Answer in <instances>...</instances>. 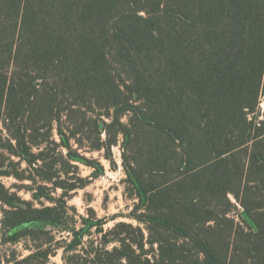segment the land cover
Returning <instances> with one entry per match:
<instances>
[{"label": "trees", "instance_id": "trees-1", "mask_svg": "<svg viewBox=\"0 0 264 264\" xmlns=\"http://www.w3.org/2000/svg\"><path fill=\"white\" fill-rule=\"evenodd\" d=\"M262 95L264 0H0V264H264ZM120 135L105 230L60 148Z\"/></svg>", "mask_w": 264, "mask_h": 264}, {"label": "rangeland", "instance_id": "rangeland-1", "mask_svg": "<svg viewBox=\"0 0 264 264\" xmlns=\"http://www.w3.org/2000/svg\"><path fill=\"white\" fill-rule=\"evenodd\" d=\"M256 115L259 119H264V95L260 99ZM55 137L59 139V136L56 135ZM102 138L106 139L105 133L102 134ZM60 151L65 159L72 164L67 167L69 171L63 175V178H69L70 181L76 182L82 177L87 183L84 188L72 191L69 198V204L76 206L79 214L89 217L93 215L94 211L97 218L104 219L105 230L112 228L119 221L138 224L135 219L125 216L131 212L137 199L131 195L132 188L127 182L128 175L124 163V154L128 156L130 152L125 150L123 136L120 135L118 142L113 144L109 150H92L87 147L81 149L72 141L70 148L61 147ZM70 154L74 156L72 157ZM2 180L7 186L20 183L14 178H2ZM57 192L60 194L62 189L59 188ZM21 195L30 198V195L24 191L21 192ZM231 197L236 202L233 196ZM239 210H241L240 206ZM1 216L0 209V219ZM114 217L116 218L114 219ZM78 225L81 226V223L78 222ZM92 232L94 236L98 235L95 232V227L92 228ZM112 246L113 244L110 245V247ZM154 247L156 249L157 244ZM147 248H150V245H147ZM2 250L3 252L14 250L17 255L29 253L24 241L16 244L8 243L2 247ZM52 261L61 262V251L56 256H52Z\"/></svg>", "mask_w": 264, "mask_h": 264}]
</instances>
